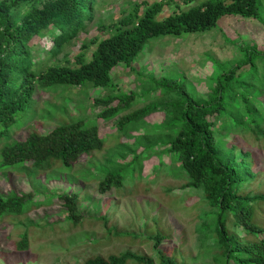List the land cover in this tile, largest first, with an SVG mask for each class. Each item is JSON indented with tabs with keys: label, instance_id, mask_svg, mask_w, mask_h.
Wrapping results in <instances>:
<instances>
[{
	"label": "trees",
	"instance_id": "trees-1",
	"mask_svg": "<svg viewBox=\"0 0 264 264\" xmlns=\"http://www.w3.org/2000/svg\"><path fill=\"white\" fill-rule=\"evenodd\" d=\"M165 2L169 0L147 6L135 4L117 21L103 26L116 31L99 40L95 37L92 42L96 46L90 57L85 52L88 46L82 44L75 64H49L40 69L30 40L43 30L49 31L52 45L47 52L56 57L85 29L93 17L96 0H0V170L7 165H16L11 169L24 174L57 171L63 166L72 169L81 158L93 161L92 164L101 162L103 157L94 160V154L105 149V155L114 153L117 158L112 170H96L86 179L96 180V191L104 197L124 196L133 188L146 193L145 185L150 182L147 177L155 164L166 165L169 174L162 176L184 180L181 187L187 188L188 205L193 204L197 194L209 206L201 217L205 221L197 229L211 232L217 244L212 264H264V225L256 220L257 208L264 206V192L245 191L258 173L255 168L260 165L259 153H264V51L255 45L237 44L241 58L227 68L219 65L222 71L210 85L207 99L197 95L182 75H151L147 77L148 89L142 91L140 107L132 108L138 98L134 91L118 89L115 94L94 99L103 120L117 118L116 132L103 135L96 120L77 119L61 122L50 131H32L22 140L9 141L11 133L6 130L32 111L31 101L38 88L54 90L91 83L117 89L112 69L119 63L133 65L152 39L220 29L228 17L256 19L264 25L258 0H205L159 20L156 16ZM153 91L158 94L147 101ZM164 97L168 100L162 101ZM159 112H163L162 121L149 127L145 118ZM142 126L146 128V138L152 134L146 144L162 141L163 156L146 154L133 138ZM107 137L114 142L109 147ZM248 138L255 141L256 150L242 148ZM152 157L155 159L144 173V166ZM173 166L175 172L170 170ZM127 185L132 186L130 190ZM79 194L80 190H72L58 198L59 208L72 225L82 220L81 204L86 202L87 210L92 202L86 194ZM29 196L31 192L0 195V207L16 206ZM99 218L106 224L105 218ZM107 229L114 235L129 234L113 226ZM237 230L245 235H239ZM150 235L155 239L156 258L125 250L107 257L96 255L83 264H193L185 258L178 259L168 248H159L161 240L170 242V235ZM27 245L26 237L17 244L20 249ZM205 248L208 252L211 246Z\"/></svg>",
	"mask_w": 264,
	"mask_h": 264
},
{
	"label": "rangeland",
	"instance_id": "rangeland-1",
	"mask_svg": "<svg viewBox=\"0 0 264 264\" xmlns=\"http://www.w3.org/2000/svg\"><path fill=\"white\" fill-rule=\"evenodd\" d=\"M164 1L166 0H96L93 17L87 22L85 29L65 45L56 57H51L47 52L52 45V35L49 31L43 30L38 36H34L30 40L34 59L38 60L40 69H45L49 64L73 65L82 44L88 46L85 52L86 57H90L96 46V43L92 42L93 39L105 38L116 31L102 28L103 26L107 27L117 21L135 4L147 6ZM203 1L205 0H169L156 17L160 20L177 10H186L191 5ZM258 3L264 20V0H258ZM237 44L255 45L258 50L264 51V25L256 19L228 17L222 22L220 29L185 32L152 39L145 45L133 65L119 63L112 69L111 76L117 89L95 87L91 83L84 87L67 86L54 90L38 88L31 101L32 111L19 117L14 125L6 130L11 133L9 141L22 140L32 131H50L61 122L77 119L96 120L101 125L100 131L103 135L116 132L117 118L103 120L99 115L101 108L95 106L94 99L115 94L118 89L127 93L134 91L138 98L132 108L140 107L143 104L142 91L145 93L144 90L148 89L147 77L151 75H182L188 84L194 87L197 95L207 99L210 85L222 71L219 65L227 68L235 65L241 58ZM157 94V91H153L147 101ZM166 99L164 97L161 100ZM115 103L116 101L113 102ZM163 117V112H159L147 116L145 121L151 127L152 124L162 121ZM145 130L142 126L133 138L141 143V148H145L146 154L163 156L162 141L154 140L146 144L152 134L146 138ZM109 138L107 137V146L114 143ZM247 141L242 142L244 150L257 149L253 139L248 138ZM2 144L3 142H0V145ZM94 156V160H101L102 157L103 160L92 164L93 161L81 158L72 169L63 166L57 171L41 170L24 174L11 169L16 165L2 167L1 196L29 192L32 196L16 206L0 207V264H83L85 260L96 255L107 257L125 250L156 258L155 239L150 235L156 232L172 237L170 242L167 239L161 240L159 248H168V252L178 259L185 258L193 264H212L213 248L217 244L213 242L211 232L203 233L197 229L199 224L205 221L201 217L204 216V211L209 210V206L203 203L202 197L197 194L193 204L188 205L189 199L185 200L187 188L181 187L184 180L171 175L162 176L169 174V168L157 163L150 177H147L150 182L145 185V188H148L146 193L143 189L138 192H135L134 188L130 190L132 186L127 185L130 192L124 196L109 194L103 197L96 191V180L86 179L91 178L89 174L96 170L105 173L112 170L117 158L114 153L105 155V149ZM259 157L260 165L255 168L258 173L256 172L255 178L247 183L245 191L264 192V153H259ZM153 159L155 158L148 160L144 166V173L149 170ZM170 170L176 171L174 166ZM23 177L26 178L22 179ZM154 177L160 178L158 181H152ZM72 190H80V196L86 194L88 199L92 200L87 210L84 209L87 203L81 204L82 220L77 225L67 222L65 213L58 205V198ZM96 201L98 205L95 206ZM99 216L107 220L106 224ZM256 220L260 225H264V206L261 210L257 208ZM111 226L119 232L143 236L135 238L129 234L114 235L107 229ZM237 233L245 235L239 230ZM24 237L28 247L20 249L17 244ZM206 245L211 246L208 252L205 251ZM127 264L137 263L129 261Z\"/></svg>",
	"mask_w": 264,
	"mask_h": 264
}]
</instances>
